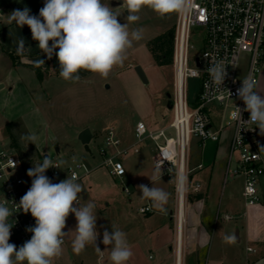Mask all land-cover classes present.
Instances as JSON below:
<instances>
[{
  "label": "crops",
  "instance_id": "crops-1",
  "mask_svg": "<svg viewBox=\"0 0 264 264\" xmlns=\"http://www.w3.org/2000/svg\"><path fill=\"white\" fill-rule=\"evenodd\" d=\"M103 3L108 4L104 1ZM43 6L44 0H0V62H3L7 73L6 75L5 73L4 75H0V82H3L2 87L7 86L10 93L27 94L29 99L32 100L34 109L39 113L40 119H44V122L40 121V123L48 125L46 131L44 130V135L51 131L54 136L58 137L60 135V132L54 128L50 117H47L50 105L56 102L57 105L59 104L58 106L56 105L58 107V111L56 109L57 117L69 118L68 125L73 128L76 134H80L85 128H89L92 132V126H95V130L103 134L102 137L105 141L108 130L112 129L116 137L121 141L120 148H129L127 153L119 156L121 160L126 155L140 154V151L143 149V140L139 143L135 140L137 123L143 121L149 130H158L168 126L171 122L166 125L146 123L143 117H138L136 121L130 122V118L136 110L145 112L146 100L143 97H137L134 100V104L130 103V116L128 114L120 116L117 112L113 111V109L118 111V108L123 106L117 103V101L103 105V103L97 104L95 101L90 102L88 100L86 94L88 92L94 93L98 82L106 81L110 76H114L115 80L118 78V66L107 77H101L98 74L81 70L79 73L81 77L80 81L75 83L64 81L59 75L60 69L56 56L53 55L51 59H48L39 49L38 42L32 39L30 28L27 25L20 28L14 21L10 22L9 20V16L14 10H23L25 7L30 9V14L39 16V10ZM117 9H120V7L117 6ZM120 23H127V21ZM129 28L134 29L135 25L130 24ZM21 39L25 41L23 48H20L18 45ZM141 42L146 44V38ZM49 43L51 44V41ZM16 51H25L27 55L22 56L18 62H15L10 53ZM40 59H43L45 63L38 64L37 61ZM143 64L138 60L134 66L140 65L146 73V68ZM34 65L41 68L43 72L41 79L38 77L33 67ZM135 75L143 83L137 73ZM107 87L110 88V85H107ZM257 91L264 94V63ZM10 108L14 110L13 107L10 106ZM107 111L111 112V115L106 114ZM13 119L9 118L4 122L10 132H14ZM23 124L26 125L25 135L36 134V128L35 130L34 127L33 129L32 127L29 129L25 121ZM36 124L39 123L36 122ZM61 125L64 127V123ZM98 126H101L102 129L98 130ZM262 137L259 149L264 155V149H261L264 148V135ZM93 138L92 133L91 140ZM230 139L231 130H228L223 133L220 141L202 143L198 139L197 142L200 149L197 148V152H194L192 149L190 150L188 161V167L191 170L190 179L193 183L199 182L201 188L199 191L193 192L194 197L189 200V206L188 208L186 207V213L184 214L185 224L182 230V254L186 264H226V261L229 262L227 242H225L224 238L229 234L232 226L238 227V241L244 240L246 250L248 247L253 249L252 251L247 250V253H249L247 264H264V175L259 178L257 184L259 201L252 205L246 204V206L250 207L244 213L237 215L239 221L236 219L232 226L229 224L230 220L234 217L228 213L227 207V211L221 217L220 209L225 193H220L219 190L222 187L223 179L233 171L231 167L233 158L230 157L229 148ZM33 145L36 147L37 152L42 155L37 145ZM136 149L138 150L136 151ZM57 151L60 152V149L57 148ZM88 152H91V149ZM156 153L157 149L154 151L146 149V158L143 154H140L139 157H133V161H135L133 164L136 169L134 173L136 187L141 184L149 187L153 186L150 178L155 168L154 156ZM102 163L103 159L95 162L94 165H91L90 172L83 176L85 179L84 198H87L90 192L94 196H97L115 187L113 178L117 176L111 175L107 167L102 165ZM105 176H108L107 181L103 180ZM160 181L162 180L157 177L154 186L164 189ZM198 195H201V197L198 198ZM144 205L151 206L149 201ZM166 208H169L168 204ZM175 208L170 210V220L163 222H161L159 217H164L166 213H160L154 208L147 212L146 223L142 228L144 234L141 236L144 240L146 239V248L149 250L153 249L157 252H164L169 248L172 252L174 251V260L171 264H176L177 261L178 235L175 217L177 205ZM155 211L157 214L153 213ZM220 217L221 222H219ZM215 240L216 244L214 246L213 242ZM62 247L63 256L67 249V238ZM134 247L142 250L139 244H135ZM56 260L57 258L53 262Z\"/></svg>",
  "mask_w": 264,
  "mask_h": 264
},
{
  "label": "built area",
  "instance_id": "built-area-1",
  "mask_svg": "<svg viewBox=\"0 0 264 264\" xmlns=\"http://www.w3.org/2000/svg\"><path fill=\"white\" fill-rule=\"evenodd\" d=\"M190 3L191 7L186 14H177L172 62L175 71L174 92L171 94L173 120L158 130H149L143 121H139L135 128L137 143L145 137L156 142L154 164H162L164 175L172 178L180 169L186 173L187 192L179 195L175 190L177 234L178 205L184 202L186 213L188 193L197 192L201 188L199 182L191 181V170L188 167L193 137L202 143L218 142L224 132L231 130L230 157L237 156V166L233 173L244 176L243 196L247 205L259 201L257 184L264 175V155L259 149L262 134L255 124L241 123L238 114L233 115L237 112L236 107H240L241 119L246 122L250 118V113L243 111L245 105L236 95V90L241 87L242 79L249 74L257 86L259 83L264 63V0H190ZM193 31L203 32L205 40L204 50L197 57H191L190 53ZM215 62L226 65L227 76L222 87L212 84L207 71ZM189 77L202 80L196 98H190L188 94L186 79ZM120 145V139L109 129L104 146L100 148L102 165L117 177L126 174L125 165L119 156L129 149L120 148ZM42 158L44 156L28 163L14 146L0 142V203L7 200L6 206L13 212L9 218V223L13 225L11 236L17 237L22 244L31 239L32 233L26 229L35 226V219L30 212L19 210L16 204L31 187L33 178L27 175L28 170L42 163ZM52 162L61 167L57 159ZM67 169L70 177L75 173L78 179L90 172L85 163L72 164ZM19 170L23 175L17 173ZM45 175L49 179H57L60 168L51 167ZM139 210L147 213L152 208L144 205ZM247 250L253 249L248 247ZM176 264H186L183 254H177Z\"/></svg>",
  "mask_w": 264,
  "mask_h": 264
},
{
  "label": "clouds",
  "instance_id": "clouds-1",
  "mask_svg": "<svg viewBox=\"0 0 264 264\" xmlns=\"http://www.w3.org/2000/svg\"><path fill=\"white\" fill-rule=\"evenodd\" d=\"M121 7L128 12L127 23L123 24L118 19L120 13L104 4L103 0H44L39 16L30 14V9L25 7L14 10L9 20L20 28L27 25L41 52L48 59L53 55L58 59L60 77L75 83L81 79V70L107 77L115 67L124 65L133 42L143 38L140 29L130 30L129 25L139 21L138 14L144 7L164 18L172 13L186 14L191 3L190 0H123ZM18 45L23 48L25 41L21 39ZM37 63L44 64L45 61L40 59ZM207 71L212 84L222 87L227 76L226 65L215 62ZM256 88L257 83L251 74L242 79L236 95L243 101V111L249 112L250 118L246 122L241 119L240 107H236L237 112L233 115L238 114L241 123L255 124L264 135V94ZM22 139L35 144L38 137L31 133ZM51 167L60 168L47 156L27 172L33 178L32 184L16 205L24 213H31L35 226L26 229L32 233L31 239L19 249L9 243L13 227L9 218L13 212L6 206L7 200L0 203V264H53V260L62 255L65 238L72 232H75L71 241L75 254L79 255L88 245H94L97 252H102L96 243L100 235L97 231L96 204L87 201L81 206L78 203L83 187L75 173L59 183H53L45 175ZM162 175V164H157L150 178L153 186L141 184L138 189L152 208L166 213L170 194L154 186L157 177L161 179ZM175 190L179 195L187 192V176L183 169L175 175ZM70 214H74L77 224L74 231L65 232ZM224 239L228 243L235 241L234 236H225ZM102 243L110 246L112 264H127L133 256L127 234L114 225L111 232H103Z\"/></svg>",
  "mask_w": 264,
  "mask_h": 264
},
{
  "label": "rangeland",
  "instance_id": "rangeland-1",
  "mask_svg": "<svg viewBox=\"0 0 264 264\" xmlns=\"http://www.w3.org/2000/svg\"><path fill=\"white\" fill-rule=\"evenodd\" d=\"M103 1L108 3V5L112 6L114 9L116 8L115 11L120 13V17H118L120 22L127 21L126 16L128 15V12L121 7L123 0ZM117 6H119L120 9H117ZM138 15L140 16L139 21L132 24L135 25L134 29H140L142 31L143 38L140 41L133 42V47L127 52V59L125 60L124 65L122 67L118 66V78L115 80L114 76H110L108 80L98 82L95 92L92 94L88 92L86 95L90 102L95 101L97 104L103 103V105H106L110 104L112 101H117V103H120V105L123 106H120L118 111L114 109L113 111L117 112L120 116L126 114L130 116V103L134 104V100H136L137 97H143L146 100L145 112L136 110L130 118V122L136 121L138 117H143V120L146 121V123H159L166 125L173 120V111L168 107L167 92H170L171 94L174 92L175 71L173 63L161 65L155 61L149 42L160 34L166 33L170 30L176 31L177 14L172 13L161 18L150 8L144 7ZM145 38L146 44L141 42ZM204 41L203 32L193 31L191 34V57L201 56L204 50ZM138 60L144 63L143 65L146 68L145 70L149 80L146 84L141 83L135 75L136 71L134 64ZM4 73L5 75L7 74L3 62H0V75H4ZM201 83L202 80L197 77H189L186 79V88L190 98L198 97L201 90ZM2 84L3 82H0V85ZM107 85H110V88H108ZM31 101L32 100L29 99L25 93H10L7 86L0 87L1 143L7 146L10 144L14 146L20 156L28 163H31L32 159L40 160L45 154H48L51 160L57 159L61 164L60 176L57 179H50L53 183H59L68 178V176L70 177L67 169L69 165L85 163L91 169V165H94L95 162L103 159L100 153V148L104 146V138L102 137L103 134H100L99 131L95 130V126H92L94 138L90 142L91 152H88L84 144L79 140V134H76L73 131V128L68 125L69 118L57 117L56 109L59 104L57 105L56 102H53L48 109L49 112L47 117H50L54 128L60 132V135L58 137L54 136L52 131H48L49 133L44 135V130L46 131L48 125L46 123H40V121L44 122V119H40L41 117L37 110L34 109V105ZM10 106L13 107L14 110H12ZM108 111L106 114L111 115V112ZM213 117L216 118L215 115H213ZM9 118H11V120L15 118L13 119L14 132H10L5 126L4 122ZM23 120L29 129H31V127L32 129L34 127V130L35 128L37 129L36 135L38 139L35 144L42 152V155L37 152L36 147L32 143H29L26 139H22V137L26 136L24 134L26 125H22L24 122ZM36 122L39 124H36ZM62 123H64V127L61 125ZM97 129L101 130L102 127L98 126ZM169 132L173 134L172 130H169ZM135 140L137 141V139ZM161 141L162 140H160V142ZM197 141L198 139L196 137L192 138L190 147L194 152H197V150L200 149ZM142 145L143 149L140 151V154H143L145 158L146 149H151L153 151L157 149L156 142L148 137L143 139ZM57 148L60 149V152L57 151ZM140 154L132 156L126 155L122 157L127 173L122 177H112L115 182V187L108 192L101 193L97 196H94V194L90 192L88 193L87 198H84V175L82 176L83 178L81 177L78 179V182L83 187L82 192L79 194L80 200L78 203L81 206L87 201L96 204L95 212L97 215V231L100 233L96 243L102 252H97L94 245H88L79 255L75 254L71 246V241L75 236V232H72L66 237V253L57 258L53 264H112L110 260V246H105L102 243V239L103 232L105 230L111 232L113 225L127 234V240L133 252V256L127 264L172 263L175 255L174 251L172 252L169 248L164 252H157L153 249L149 250L146 248V239L144 240L141 237L144 234L142 228L145 226L147 213L140 212L139 208L147 203L148 200L142 198V193L135 185L134 173L136 172V169L134 168L133 162L135 161H133V157H139ZM61 161L63 163H61ZM236 166L237 156L234 155L231 167L234 169ZM17 173L23 175L21 170ZM79 173H82V171ZM103 180L107 181L108 176H105ZM161 180L160 184H162V187H164V189L170 194L168 201L169 208H167L168 210L164 217H159L161 222H163L170 220V210L176 209L175 207L177 205L175 174L172 178L163 174ZM243 187L244 176L241 174H235L231 171L226 178L223 179L222 187L219 190L220 193H225L221 203V217L224 216L227 207L228 213L234 217L229 222L231 226L236 219L239 221L237 215L244 213L250 207L246 206L245 197L242 194ZM193 197L194 193L193 191H190L188 193L186 204L187 208L189 206V200ZM153 213L157 214L156 211ZM221 217L219 218V222H221ZM76 224L77 221L74 214H70L67 218L64 231H74ZM238 230V227L232 226L227 235L234 236L235 241L232 243H226L229 255V262L226 261V264H247V256L249 253H247L244 240L242 239L241 242L238 241ZM9 243L15 244L17 249L23 245L15 236H10ZM213 243L215 246L216 240ZM135 244H139L142 250L134 247Z\"/></svg>",
  "mask_w": 264,
  "mask_h": 264
},
{
  "label": "trees",
  "instance_id": "trees-1",
  "mask_svg": "<svg viewBox=\"0 0 264 264\" xmlns=\"http://www.w3.org/2000/svg\"><path fill=\"white\" fill-rule=\"evenodd\" d=\"M174 32V30H170L166 33L156 36L149 42V46L154 55L155 61L161 65L170 64L173 62ZM10 55L15 62H18L19 59L22 56L27 55V53L25 51H16L11 52ZM33 67L35 68L38 77L41 79L43 77L41 68L35 65ZM200 197L201 195H198V198Z\"/></svg>",
  "mask_w": 264,
  "mask_h": 264
},
{
  "label": "water",
  "instance_id": "water-1",
  "mask_svg": "<svg viewBox=\"0 0 264 264\" xmlns=\"http://www.w3.org/2000/svg\"><path fill=\"white\" fill-rule=\"evenodd\" d=\"M135 71L143 83L145 84L148 83L149 80L147 74L140 65L135 66ZM0 87H2V85H0ZM167 98H168V107L172 108V99L170 92H167ZM91 138H92V132L89 128H85L79 134V140L84 144L86 150L88 151H90L89 143L91 141ZM47 156L48 154H45L44 158H46Z\"/></svg>",
  "mask_w": 264,
  "mask_h": 264
},
{
  "label": "bare ground",
  "instance_id": "bare-ground-1",
  "mask_svg": "<svg viewBox=\"0 0 264 264\" xmlns=\"http://www.w3.org/2000/svg\"><path fill=\"white\" fill-rule=\"evenodd\" d=\"M184 214H185V204L184 202L180 203L178 205V243H177V254L182 255V230H183V225L185 222L184 219ZM181 225V228H180Z\"/></svg>",
  "mask_w": 264,
  "mask_h": 264
}]
</instances>
